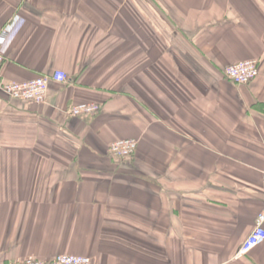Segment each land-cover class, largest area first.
Returning a JSON list of instances; mask_svg holds the SVG:
<instances>
[{
	"label": "crops",
	"instance_id": "crops-1",
	"mask_svg": "<svg viewBox=\"0 0 264 264\" xmlns=\"http://www.w3.org/2000/svg\"><path fill=\"white\" fill-rule=\"evenodd\" d=\"M0 264H264V0H0ZM256 60L247 85L224 75ZM64 72L37 104L3 84ZM100 110L73 117L78 104ZM135 139L129 161L110 145Z\"/></svg>",
	"mask_w": 264,
	"mask_h": 264
},
{
	"label": "built area",
	"instance_id": "built-area-1",
	"mask_svg": "<svg viewBox=\"0 0 264 264\" xmlns=\"http://www.w3.org/2000/svg\"><path fill=\"white\" fill-rule=\"evenodd\" d=\"M13 28V24L7 26L0 34V70L4 62L3 48L9 34ZM260 74L259 64L256 60H246L224 69V75L236 85H247L255 80ZM68 79L67 75L62 71L54 73L27 82H11L3 84V91L13 100L24 102H32L41 104L47 99L50 85L52 82L64 83ZM100 106L96 103H83L73 106L69 114L73 117L90 116L97 113ZM138 149V142L135 139H122L113 142L110 145V156L119 161H125L133 157ZM264 199V178L262 187ZM264 243V207L259 213L255 227L247 239L243 242L239 256H245L252 252L255 248ZM11 264H96L95 260L87 256L81 255H59L51 261H39L34 258H26L25 260Z\"/></svg>",
	"mask_w": 264,
	"mask_h": 264
},
{
	"label": "trees",
	"instance_id": "trees-1",
	"mask_svg": "<svg viewBox=\"0 0 264 264\" xmlns=\"http://www.w3.org/2000/svg\"><path fill=\"white\" fill-rule=\"evenodd\" d=\"M226 77V76H225ZM227 78V77H226ZM109 157H111L110 156V153H109ZM112 158V157H111ZM133 157H131V158H129V159H126L125 161H129V160H131Z\"/></svg>",
	"mask_w": 264,
	"mask_h": 264
}]
</instances>
